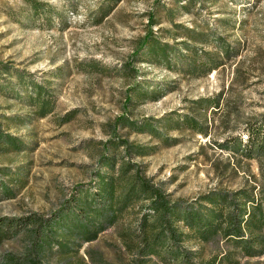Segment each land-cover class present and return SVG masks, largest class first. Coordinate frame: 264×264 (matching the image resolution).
Returning <instances> with one entry per match:
<instances>
[{"label":"rangeland","instance_id":"1","mask_svg":"<svg viewBox=\"0 0 264 264\" xmlns=\"http://www.w3.org/2000/svg\"><path fill=\"white\" fill-rule=\"evenodd\" d=\"M262 122L264 0H0V264H86L53 231L98 172L179 201L264 189Z\"/></svg>","mask_w":264,"mask_h":264},{"label":"trees","instance_id":"2","mask_svg":"<svg viewBox=\"0 0 264 264\" xmlns=\"http://www.w3.org/2000/svg\"><path fill=\"white\" fill-rule=\"evenodd\" d=\"M246 133L249 153L264 151V122ZM130 168L98 172V188L75 197L77 209L56 224L55 234L84 248L86 264H239L235 259L264 254V189L179 201ZM14 235L15 222L0 218V248ZM222 242L234 249L222 253Z\"/></svg>","mask_w":264,"mask_h":264}]
</instances>
